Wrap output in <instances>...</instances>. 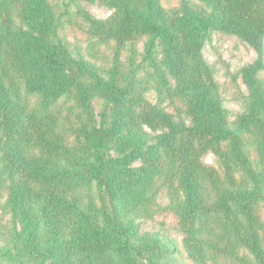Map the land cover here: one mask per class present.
Instances as JSON below:
<instances>
[{
  "label": "trees",
  "instance_id": "1",
  "mask_svg": "<svg viewBox=\"0 0 264 264\" xmlns=\"http://www.w3.org/2000/svg\"><path fill=\"white\" fill-rule=\"evenodd\" d=\"M61 4L0 0V264H264V0ZM215 32L257 54L236 114ZM162 191L181 244L142 227Z\"/></svg>",
  "mask_w": 264,
  "mask_h": 264
},
{
  "label": "rangeland",
  "instance_id": "2",
  "mask_svg": "<svg viewBox=\"0 0 264 264\" xmlns=\"http://www.w3.org/2000/svg\"><path fill=\"white\" fill-rule=\"evenodd\" d=\"M59 1L62 3V6L69 2V0ZM163 4L167 8L175 7L178 5V0H163ZM82 7L98 18H106L111 14L110 9L98 3L83 2ZM71 9L74 10L75 6L72 5ZM61 35L66 39L69 46L74 49H76L79 44L83 43L86 37L78 24H68L64 26L61 29ZM140 47H142V44ZM204 55L208 62L215 67L216 79L220 84L226 106L232 113L236 114L241 107V101L239 99L240 90L247 92L241 78L237 77L238 70L256 59L257 54L255 50L237 36L215 32L212 35L211 41L205 46ZM147 96L149 99L155 100V94L153 92H149ZM205 161L209 164H217L216 157L212 153L205 156ZM168 203L169 198L167 193L165 191L160 192L158 197V208H163V210L155 213L153 218L142 222V227L147 231L162 230L170 234L181 244V234L176 230V217L171 211L164 210ZM0 213L3 215V222L6 224L9 223V215L4 214L2 210H0ZM262 213L264 216V206H262ZM177 264L191 263L184 255ZM222 264L226 263L222 262Z\"/></svg>",
  "mask_w": 264,
  "mask_h": 264
}]
</instances>
